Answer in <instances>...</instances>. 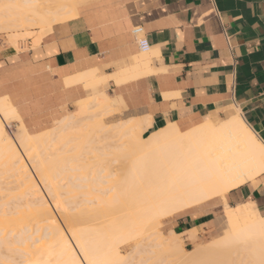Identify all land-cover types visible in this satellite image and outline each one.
<instances>
[{"label": "bare ground", "instance_id": "obj_1", "mask_svg": "<svg viewBox=\"0 0 264 264\" xmlns=\"http://www.w3.org/2000/svg\"><path fill=\"white\" fill-rule=\"evenodd\" d=\"M78 1L0 0V32L13 31L9 36L16 42L31 34V26L72 17ZM148 60L144 56L140 63ZM8 100L0 97V174L12 177L23 188L22 202L12 206L19 211L24 203L21 213L30 206L33 220L24 226L25 215L11 210V205L6 204L9 209L0 205V251H11L8 256L3 254L14 264H134L126 261L119 245L124 239L137 237L139 242L145 241L144 245L148 242V252L147 246L140 248L141 242L131 249L141 261L140 249L146 255L155 253L151 260L144 258L145 263L151 261L148 264H154L153 257L157 256L163 259L155 264L168 258L178 264L179 255H188L197 263L217 257L221 251H227L229 264H264V215L250 201L230 205L224 200L226 192L264 174V143L239 108L220 120L205 117L186 130L168 123L144 134L150 116H131L112 123V116L121 108L120 101L100 92L78 100L74 111L64 112L47 129L31 132ZM11 121L17 122V129L10 136L6 125ZM71 149L81 153L89 149L93 155L83 152L80 161L78 152L74 151L77 157L65 155ZM75 160L83 165L77 161L78 166H71ZM113 162L115 168L110 167ZM87 164L90 168L98 165L95 174L86 171L87 176L86 172L80 175ZM70 187H88V194L94 198L82 199L86 203L83 207L82 201L75 202L77 210L70 211L67 198L62 197L63 192L73 190ZM216 202L222 204L220 218L225 232L211 244L200 242L186 251L181 239L184 232L161 231V224L175 213ZM56 213L63 218L67 233ZM80 223L87 225L81 227ZM186 232L194 240L198 228Z\"/></svg>", "mask_w": 264, "mask_h": 264}, {"label": "crops", "instance_id": "obj_2", "mask_svg": "<svg viewBox=\"0 0 264 264\" xmlns=\"http://www.w3.org/2000/svg\"><path fill=\"white\" fill-rule=\"evenodd\" d=\"M74 9L16 42L13 31L0 32V97L29 131L47 129L78 100L106 92L127 118L150 116L144 134L168 123L186 130L239 108L264 143V0H80ZM224 200L250 201L264 215V174ZM220 207L175 213L167 232H184L185 246L197 243L201 230L220 221ZM192 228L194 240L186 232Z\"/></svg>", "mask_w": 264, "mask_h": 264}, {"label": "rangeland", "instance_id": "obj_3", "mask_svg": "<svg viewBox=\"0 0 264 264\" xmlns=\"http://www.w3.org/2000/svg\"><path fill=\"white\" fill-rule=\"evenodd\" d=\"M32 28H34V26H31L30 27V29H32ZM19 31H21L22 29H18ZM23 31V30H22ZM120 101V100H119ZM119 107H122V103L120 102V104H119ZM75 108V105H74V107L72 108V110ZM229 108H233V105L232 106H230ZM228 108V109H229ZM120 109V108H119ZM229 114V112L226 110L225 111V113H223V118H225L227 115ZM120 117V118H119ZM127 117H126V115L124 114V113H122V111H121V109L120 110H118L117 111V113L115 114V115H113L112 116V118H111V122L113 123V122H121V121H123L124 119H126ZM222 118V119H223ZM214 119H216V120H220V119H218V116L216 115L215 116V118ZM54 124V123H53ZM52 124V125H53ZM51 125V126H52ZM17 127V122L16 121H11V122H9V123H7V125H6V132L11 136L13 133L15 134V130L17 129L16 128ZM85 149V148H84ZM83 149V150H84ZM69 150V149H68ZM75 151V153L78 155V153H80L79 155H81V154H83V152H85V151H83L82 153H81V151H77V150H74ZM74 151H73V149H71V151H68V152H66L65 153V155H71V154H75L74 153ZM89 149L88 150H86V152L85 153H87V155L89 154ZM78 152V153H77ZM84 153V154H85ZM71 155L72 157H77V155ZM84 154L83 155H81V157L78 155V157L80 158V161H81V159H82V156L84 157ZM87 155H85L86 157H87ZM90 155V154H89ZM91 155H93V153H91ZM90 155V156H91ZM89 156V157H90ZM68 157H70V156H68ZM84 159H86V158H84ZM83 160V159H82ZM74 161V160H73ZM78 160H75V162H71L72 164H71V166H78L79 164H81V162L80 161H78V163L79 164H77L76 162H77ZM86 161V160H85ZM84 162V161H83ZM74 164V165H73ZM77 164V165H76ZM85 165H86V163H84ZM81 165H83V164H81ZM87 165H89V164H87ZM113 165V168H115V166L117 165L116 164V162H113L112 164H110V167ZM94 166V164L92 165V167L90 168V165L89 166H84L86 169L87 168H89V169H87V170H85V168L83 167V169L81 168L80 170V172L82 173V174H80V175H83L84 176V172H89V173H91V172H93V174H95V172H96V170L94 171V169H97L98 168V165L97 164H95V167H97V168H95V167H93ZM85 170V171H84ZM89 170V171H88ZM91 170V171H90ZM83 171V172H82ZM72 172H76V173H78L79 171H71V173ZM87 172L85 173V176H87L88 174H87ZM73 173V174H74ZM5 175V173H1L0 174V205H1V203H2V206H4V205H6V204H8V206L9 205H11L9 208H11V210H13V211H16L19 215H20V213L23 211L22 209H23V206L25 205L24 203L22 204V206H18L19 208H17V209H19V211L18 210H16V208H14V206H12L13 204L15 205L17 202H22V200H19L20 198H21V196L23 195V188L22 187H20V186H18V184L15 182V181H13V178L12 177H8V178H3V176ZM90 175H92V173L90 174ZM6 176V175H5ZM7 177V176H6ZM66 181V180H65ZM63 182H64V180H63ZM81 182V181H80ZM83 183H87L86 181H82ZM81 182V183H82ZM82 183V184H83ZM20 187V188H19ZM67 187V186H66ZM62 188V187H61ZM60 188V189H61ZM65 188V187H64ZM68 189H69V187H67ZM71 188V190L73 189L72 187H70ZM42 189V191L44 192L45 190L43 189V188H41ZM63 189V188H62ZM61 189V190H62ZM75 189V188H74ZM72 190L71 192L69 191V193H67L68 191H66L65 193L63 192V194H62V197H63V199L64 198H67L65 201L67 202L68 201V205H69V202H72L73 204H70V206H68L67 205V208L69 209L70 207H72V208H70L69 210L71 211V210H73V208H76L75 206H77L76 205V203L75 202H80L81 203V201H82V205L80 204V203H78V204H80V206H82L83 207V205L84 206H86V203L85 204H83L84 203V200H82V199H87V198H94V196H93V194L92 195H89L88 194V187H83V188H76L75 190ZM64 191L66 190V189H63ZM90 191V190H89ZM60 192V191H59ZM62 192V191H61ZM91 192H93V191H91ZM96 194V193H95ZM59 195H61V194H59ZM61 197V196H60ZM62 199V200H63ZM13 201V202H10V201ZM71 200V201H70ZM3 201V202H2ZM9 201V202H8ZM16 201V202H15ZM94 201V200H93ZM4 202H5V204H4ZM6 202H8V203H6ZM67 204V203H66ZM16 205H18V203L16 204ZM75 205V206H74ZM88 205V204H87ZM91 205V204H90ZM95 205V204H94ZM7 206V205H6ZM8 206H7V208L6 207H4V208H6V209H9L8 208ZM79 206V207H80ZM1 207V206H0ZM24 207H26V206H24ZM28 207H30V206H28ZM27 207V208H28ZM81 207V208H82ZM12 208H14V209H12ZM27 208H24L25 210H24V214L23 213H21L23 216L25 215V221H24V226H26L25 224H27V225H30L31 223H33V220L31 221L30 220V209L28 208V210H27ZM31 208V207H30ZM78 208V207H77ZM77 208H76V210H77ZM69 211V212H70ZM74 211V210H73ZM72 211V212H73ZM57 212V211H56ZM77 212V211H76ZM16 213V214H17ZM25 213H29L28 215L27 214H25ZM71 213V212H70ZM74 213V212H73ZM72 214V213H71ZM76 214V213H75ZM220 214H221V208H219L217 211H216V213L214 214V219L216 218V217H219L220 216ZM19 215H15V217L16 216H19ZM22 215H21V217H22ZM58 215V216H57ZM13 216H14V214H13ZM56 217H57V219H58V222L60 223V225H61V227L63 226V229H64V231L67 233V231H66V226L64 225L65 223L63 222V218H62V220H61V215L60 214H57L56 213ZM23 218V217H22ZM172 219V216H170L169 218H167V219H165V221L161 224V226H160V229H161V231L163 232V233H167V225H168V223L170 222V220ZM23 220V219H22ZM23 222V221H22ZM22 222H19L20 224L22 223ZM62 222H63V224H62ZM11 223V222H10ZM8 223H6V225H7ZM5 225V224H4ZM5 225V226H6ZM12 225V224H11ZM19 225V224H18ZM23 225V224H22ZM85 226V225H87V223H80L79 224V226ZM7 226H9V225H7ZM13 226H14V224H13ZM23 226V227H24ZM64 226H65V228H64ZM15 227H16V225H15ZM18 227H20L21 228V226L19 225ZM11 228V227H10ZM10 228H9V230H10ZM12 229V228H11ZM15 230L14 231H16V228H14ZM8 230V229H7ZM165 231V232H164ZM224 232H225V227H224V224H223V220L220 218V221H216V225H214V223H212V225L211 226H207L204 230H201L200 231V233L198 234V241L199 242H197V243H191L190 245H187V246H185L184 245V248L185 249H187L186 251H188V249L190 250L192 247H195L196 245H199V243L200 242H202V243H205V244H207V245H209V244H211L213 241H215L216 239H218V238H220L223 234H224ZM219 234H220V236H219ZM217 237H216V236ZM215 237V238H214ZM214 239V240H213ZM139 240H140V238H135V239H124L123 241H122V243L119 245V250H120V253L122 254V255H124V257H126V261H127V259H128V261L130 262V260H131V263H134V264H140V263H142L143 264V262H144V258L146 259V258H149L150 260H151V258H150V256L152 255V256H154L153 254H155V253H153V254H151V255H146L147 253L146 252H144V254H145V256L143 257V250L141 251V249L143 248H146V246H147V244H148V242H147V244L146 245H144V242L142 243V241H140L141 242V244H140V242H139ZM212 241V242H211ZM140 244L139 246H140V248H138V249H140L139 251L140 252H142V253H140L141 254V259H142V261L140 260V255L139 254H137V255H139V258H138V256L137 255H135L137 252H134L133 253V251L131 250V249H133V247L136 245V244ZM142 244H143V246H142ZM138 246V247H139ZM145 246V247H144ZM148 246H147V252H148ZM2 250H4V249H1V254H0V264H11L12 262V264H14V261H12L10 258H6V255L8 256V254L11 252V251H7V249H6V251L5 252H3ZM134 250V249H133ZM145 251H146V249H145ZM127 252H128V254H127ZM223 253V256L221 255L222 253ZM220 253H219V255L217 256V257H214V258H207V259H204V260H201V261H199V262H197V263H194L191 259H189L188 258V255L187 256H182V255H179L180 257L178 258L177 256V258L174 256V258H176L177 259V262L178 261H180L178 264H182V262L184 261L185 262V264H229L228 262V260L227 259H225V258H227V255H228V253H227V251H221ZM3 253H5V254H3ZM12 253V252H11ZM139 253V252H138ZM4 255V257H3V255ZM17 254V253H16ZM21 254V253H20ZM143 254V255H142ZM10 255V254H9ZM214 255V254H213ZM134 256H136V257H134ZM149 256V257H148ZM161 257V256H160ZM186 259H188V260H186ZM222 257V258H221ZM5 258H6V260H5ZM8 259H9V261H8ZM130 259V260H129ZM153 259H155V262H154V260L152 261V263H156V260L158 259L159 260V256H157V257H153ZM161 260H159V263L162 261V259L163 258H160ZM184 259V260H183ZM5 260V261H4ZM17 260H19V258H17ZM21 260V259H20ZM53 260V259H52ZM158 260H157V262H158ZM175 259H173L172 258V261H171V258H168V259H165V260H163V261H165L164 263H162V264H165V263H167V264H171V262H172V264H174L175 262H176V260L174 261ZM167 261V262H166ZM169 261V262H168ZM187 261H189V262H187ZM50 262V261H49ZM138 262V263H137ZM184 262H183V264H184ZM230 262H232V263H234L235 261L234 260H232V261H230ZM145 263V262H144ZM148 263H151V261H148V259H147V263H145V264H148ZM159 263H157V264H159ZM23 264V263H22ZM49 264H56L55 262H53V261H51V263H49ZM176 264V263H175Z\"/></svg>", "mask_w": 264, "mask_h": 264}, {"label": "built area", "instance_id": "obj_4", "mask_svg": "<svg viewBox=\"0 0 264 264\" xmlns=\"http://www.w3.org/2000/svg\"><path fill=\"white\" fill-rule=\"evenodd\" d=\"M133 32H134V33H138V32H140V28H134ZM138 44H139V46H140L141 48H145V47L147 46V44H146L144 38H139V39H138Z\"/></svg>", "mask_w": 264, "mask_h": 264}]
</instances>
